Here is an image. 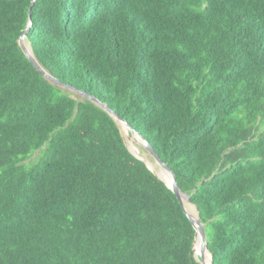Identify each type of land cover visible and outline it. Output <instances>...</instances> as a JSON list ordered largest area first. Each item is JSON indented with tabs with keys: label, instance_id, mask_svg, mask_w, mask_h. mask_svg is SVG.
Listing matches in <instances>:
<instances>
[{
	"label": "trees",
	"instance_id": "trees-1",
	"mask_svg": "<svg viewBox=\"0 0 264 264\" xmlns=\"http://www.w3.org/2000/svg\"><path fill=\"white\" fill-rule=\"evenodd\" d=\"M33 1L0 0V264H201L114 117L30 62V16L41 65L174 170L214 264H264V0Z\"/></svg>",
	"mask_w": 264,
	"mask_h": 264
},
{
	"label": "water",
	"instance_id": "water-1",
	"mask_svg": "<svg viewBox=\"0 0 264 264\" xmlns=\"http://www.w3.org/2000/svg\"><path fill=\"white\" fill-rule=\"evenodd\" d=\"M37 0H34L31 6V9L33 8L35 2ZM33 25V21L32 18L30 16V21H29V25L25 31V33L22 35L19 43L21 48L23 49L24 53L26 54V56L28 57V59L30 60V62L35 66V68L50 82L56 84V85H60L62 87H68L70 89H75L76 88L62 82L61 80H59L58 78H56L55 76H53L50 72H48L39 62V60L37 59V57L34 54V51L32 49V47L26 44V38L28 33L30 32L31 28ZM79 93L83 94L85 97L90 98L91 100H93L94 102H96L97 104H99L104 110H106L107 112H109L114 119L116 120L117 124L118 121L117 119L123 120L125 122L126 125H128L132 131L136 132L143 140H144V145H146L147 149L150 151V153L153 155V157L155 158L156 162L161 164V166L165 169H167L173 176L174 179V185H169L167 183L166 180H164L157 172H155L153 170V168L141 157H139L135 152H133L127 145V147L129 148V150L131 151L132 154H134L137 158L141 159L142 161H144L146 163V165L149 167V169H151L160 179H162L169 188H171L173 190V192L176 194V196L178 197V199L180 200L186 214L188 215V217L190 218V220L192 221L195 229H196V238H195V242H194V248H196V243L199 241V247H200V257H197V253H195L197 259L200 261L201 264H206L205 260H204V255L206 253V251H208L211 255L212 258V264H214L213 262V256L211 254L210 249L208 248V241H207V234H206V230H205V225L204 223L201 221L200 215L198 216V220H195L187 211L186 207H185V203L183 201L182 195L186 194L185 192L182 191L181 187L179 186L178 182H177V175L174 172V170L169 166L168 163H166L161 156L158 154V152L156 151V149L154 148V146L146 139V137L143 134H140L135 128H133V126L127 121V119L121 117L119 114L116 113V111L111 108L109 105H107L104 102H101L98 98H96L95 96H92L91 94L85 92V91H79L77 90ZM119 125V124H118ZM39 152V151H38ZM37 152V153H38ZM187 195V194H186ZM188 196V195H187ZM189 197V202L191 204H193L196 208L197 206L191 201L190 196ZM198 211V209H197ZM199 214V211H198Z\"/></svg>",
	"mask_w": 264,
	"mask_h": 264
},
{
	"label": "bare ground",
	"instance_id": "bare-ground-1",
	"mask_svg": "<svg viewBox=\"0 0 264 264\" xmlns=\"http://www.w3.org/2000/svg\"><path fill=\"white\" fill-rule=\"evenodd\" d=\"M136 141L138 140L140 143H143L144 141L140 138V136H136ZM130 147V146H129ZM135 152L139 157L143 158V159H146L145 155L141 152H138L137 153V149L135 148L134 149ZM139 151V150H138ZM151 155V154H150ZM148 163L149 165L153 168L154 171H156L164 180L167 181V183L169 185H174V179H173V176L172 174L165 168H163L161 166V164L159 163H155V162H152L151 160H148ZM182 198H183V201L185 203V207L188 211V213L195 219V220H198V211H197V208L191 204L189 202V197L186 195V194H183L182 195ZM195 251L197 253V256H200V247H199V241L196 243V248H195ZM204 260H205V263L206 264H212V258H211V255L208 251H206L205 255H204Z\"/></svg>",
	"mask_w": 264,
	"mask_h": 264
},
{
	"label": "rangeland",
	"instance_id": "rangeland-1",
	"mask_svg": "<svg viewBox=\"0 0 264 264\" xmlns=\"http://www.w3.org/2000/svg\"><path fill=\"white\" fill-rule=\"evenodd\" d=\"M26 44L29 46L27 40H26ZM66 91H68L69 93H71V95L78 99V100H82L85 98V96L81 93H79L77 90L75 89H70L68 87H63ZM118 124L120 126L122 135L124 137L125 142L127 143L128 147L132 150L135 151L134 149H137V153L141 152L143 153L146 157V159H144L147 163L148 160H151L152 162L156 163L155 158L153 157V155L150 153V151L147 149L146 145H144L145 142L140 143L138 140L136 141V136H138V134L134 131L131 130V128L125 124V122L123 120L117 119ZM141 138V137H140ZM142 139V138H141ZM143 140V139H142ZM144 141V140H143ZM139 150V151H138ZM151 154V155H150ZM37 155H34L33 158H35ZM32 158V159H33ZM149 164V163H148ZM156 172V171H155ZM198 258L200 256H197Z\"/></svg>",
	"mask_w": 264,
	"mask_h": 264
}]
</instances>
